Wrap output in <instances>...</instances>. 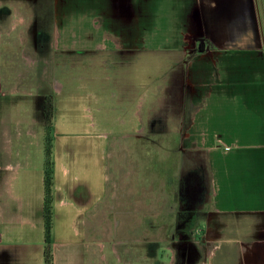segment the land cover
<instances>
[{"label": "crops", "instance_id": "0c3cea01", "mask_svg": "<svg viewBox=\"0 0 264 264\" xmlns=\"http://www.w3.org/2000/svg\"><path fill=\"white\" fill-rule=\"evenodd\" d=\"M61 8L58 21L77 22L78 33L57 28L47 45L52 61L31 56L36 33L34 47L17 33L8 39L15 62L0 82L2 97L49 91L53 264H264V0H67ZM39 63L61 70L47 89L23 76ZM157 80L164 105L151 126ZM32 107L8 103L0 119V264H44L46 132L43 111ZM135 133L185 135L179 196L208 207L201 239L190 242L195 256L163 253L155 245L162 240L124 224L134 211L104 205L111 137ZM143 160L131 196L141 185L148 211L155 192H166V175L161 165L156 190Z\"/></svg>", "mask_w": 264, "mask_h": 264}, {"label": "rangeland", "instance_id": "374dc122", "mask_svg": "<svg viewBox=\"0 0 264 264\" xmlns=\"http://www.w3.org/2000/svg\"><path fill=\"white\" fill-rule=\"evenodd\" d=\"M64 1L67 0H59L57 6V3L54 4V0H0V82L4 77V72L9 73L10 71L8 68L15 62H12L11 54L14 55L17 49L12 42H8V39H15L17 33H23V35L27 37L24 44L25 46L32 47V44L34 47V42L36 43L35 46L38 51L34 54L33 48H31L33 53L31 56L34 57L36 55V60L43 59L44 61H52L50 57L57 56V54L52 55V53H48L47 45L52 41V35L57 31L58 27L59 33H78L77 22L66 23L58 21L61 15V6ZM2 33H10L11 36L8 37ZM33 33L37 35L35 41L31 37ZM39 65L40 67L36 71L23 69V76L27 77V82L30 80L33 82L38 79L39 84L43 85L44 89H47L45 85H49L54 77V75L52 76V72H61V70L52 71L50 68L45 67L47 65L43 68V63H39ZM76 72L77 71H71L70 75L76 77ZM157 78V71H151V79ZM161 85L162 82L157 80L155 83L153 82L151 86V115H153V117H150L151 126H157L161 121V117L156 116L158 105L163 103V101H161V104H159L158 100L164 92L163 85ZM186 87L189 89V86ZM170 88L172 89L173 86ZM3 89V85H0V93H3ZM183 89L184 95L181 96L182 101L180 100L177 102L180 108H185L187 105L185 96L186 90L185 88ZM48 94V90L42 91L38 97H2V94H0V119L7 104H14L18 101H21L24 105H32V108L35 107L36 111L38 110V114L42 116L44 99L48 98L51 101L50 97L47 96ZM170 94L172 95V92ZM44 96L46 97L44 98ZM5 104L6 107H4ZM165 104H168V102L166 101ZM171 104L174 105L172 102ZM46 135L45 133L44 144ZM122 136L123 135L119 134L112 135L111 137L112 143L114 144L112 153L113 159L111 160L112 167L109 170L110 179L107 188V196L103 201L104 205H112L116 207L118 212H125L126 210L134 211V215H122L124 224L127 222L128 225L130 224L129 228H131L135 234L139 236L140 234H144V237L149 238L150 241L158 242L162 240V243L155 245L159 246L163 253H172L176 256L187 254L188 258L190 255L195 256L198 253V249L194 246V243L201 239L202 231L200 229L202 227V218L208 207L206 205H197L194 202L197 198L190 200L183 191L180 192L181 196H179L178 184H176L180 174L179 160L182 155L179 148L181 144L185 142L183 139L185 135L178 133H135L132 136L130 135L127 139H124ZM126 155L127 159H125ZM34 157V149H32V158ZM142 160L146 161L144 162L145 164L149 161V170L147 167L145 170L147 176H150L152 185L153 181L155 182L153 185L155 189L158 186V173L160 172L162 175L161 169L165 166L166 192H160L159 195H157V191L155 192L154 197L150 199L148 211L146 206H143V199L140 196V184L138 188L134 189V196H131L133 194L130 180H132V178L135 181L141 179ZM129 173L132 175H128ZM112 193H114L116 197L110 198ZM190 205L192 211L186 210ZM142 210L144 215L142 214ZM147 222H149V224ZM142 224L145 225L147 229L149 228V231L142 230ZM193 228H195L194 231ZM197 233H199V235ZM190 242H193L194 245ZM104 254L111 260L107 251H104ZM111 264L114 263L111 262Z\"/></svg>", "mask_w": 264, "mask_h": 264}, {"label": "trees", "instance_id": "16d2710c", "mask_svg": "<svg viewBox=\"0 0 264 264\" xmlns=\"http://www.w3.org/2000/svg\"><path fill=\"white\" fill-rule=\"evenodd\" d=\"M53 108L51 101L46 98L43 102V118L46 129L45 140V173H44V204H43V217L45 229V248H44V264H53V258L50 246V233H51V186H52V173H51V137L50 130L52 126Z\"/></svg>", "mask_w": 264, "mask_h": 264}, {"label": "built area", "instance_id": "2783aa9c", "mask_svg": "<svg viewBox=\"0 0 264 264\" xmlns=\"http://www.w3.org/2000/svg\"><path fill=\"white\" fill-rule=\"evenodd\" d=\"M199 235V233H197ZM195 236H196V233H195Z\"/></svg>", "mask_w": 264, "mask_h": 264}]
</instances>
